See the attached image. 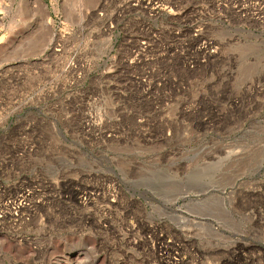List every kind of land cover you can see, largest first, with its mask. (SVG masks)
Wrapping results in <instances>:
<instances>
[{
	"label": "rangeland",
	"instance_id": "rangeland-1",
	"mask_svg": "<svg viewBox=\"0 0 264 264\" xmlns=\"http://www.w3.org/2000/svg\"><path fill=\"white\" fill-rule=\"evenodd\" d=\"M128 1L0 0V264H264V0Z\"/></svg>",
	"mask_w": 264,
	"mask_h": 264
},
{
	"label": "built area",
	"instance_id": "built-area-1",
	"mask_svg": "<svg viewBox=\"0 0 264 264\" xmlns=\"http://www.w3.org/2000/svg\"><path fill=\"white\" fill-rule=\"evenodd\" d=\"M106 1H108V2H120V3L126 2V0H106ZM145 2H146V0H129L127 3H131V5L129 7H126V8H125V6H123V8L119 12V16H122V14L125 13V11L129 8L130 9L139 8L140 5L144 4ZM151 11H156V10L151 9ZM205 44H207V43H205ZM205 44H203V46ZM56 46L58 48H61V46L59 44H57ZM207 46H209V45H207ZM207 46H204V49H206ZM55 50H57V49H55ZM24 200L25 199L23 198V196H21L19 198H12V197H6V196L2 197L0 194V232L6 231V229H5L6 227L17 229L21 226L29 224V222H33V217H34V209H32L33 206H30L32 210L30 211L28 216L27 215L26 216L20 215L21 213H19V211L16 210L17 209L16 205H23ZM25 217H27V218H25Z\"/></svg>",
	"mask_w": 264,
	"mask_h": 264
},
{
	"label": "bare ground",
	"instance_id": "bare-ground-1",
	"mask_svg": "<svg viewBox=\"0 0 264 264\" xmlns=\"http://www.w3.org/2000/svg\"><path fill=\"white\" fill-rule=\"evenodd\" d=\"M154 12H155V11H154ZM207 29H208V28H207ZM216 46H217V45H216ZM145 48H147V47H145ZM206 49L208 50V52H207L208 54L211 53L209 56H213V55H214L213 57H215L216 51H211V49H213L212 47L207 46ZM215 49H216V48H215ZM210 51H211V52H210ZM212 52L215 53V54H213ZM217 53H218V52H217ZM216 55H217V54H216ZM237 60H238V59H237ZM58 187H59V186H58ZM78 194H79V193H78ZM16 197H17V196H16ZM113 197H115V196H113ZM87 198H88V197H87ZM89 199H90V198H89ZM33 200H34V199H33ZM43 201H44V200H43ZM82 201H83V200H82ZM113 202H115V200H114ZM87 203H88V199H86V202H85L84 204L87 205ZM90 203H91V202H90ZM21 207H22V206H21ZM28 207H29L30 211L33 209V208L31 209L30 205H28ZM18 208H19V207H18ZM9 209H10V208H9ZM23 209H28V208L24 207ZM21 212H23V211H21ZM21 212H20V213H21ZM262 221H263V220H262ZM129 227H130V226H129ZM132 227H133V226H132ZM133 230H134V229H133ZM136 236H137V235H136ZM169 264H178V263L173 262V263H169Z\"/></svg>",
	"mask_w": 264,
	"mask_h": 264
}]
</instances>
